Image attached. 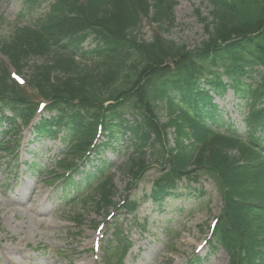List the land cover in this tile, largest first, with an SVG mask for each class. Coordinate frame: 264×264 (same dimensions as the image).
<instances>
[{
  "label": "trees",
  "instance_id": "obj_1",
  "mask_svg": "<svg viewBox=\"0 0 264 264\" xmlns=\"http://www.w3.org/2000/svg\"><path fill=\"white\" fill-rule=\"evenodd\" d=\"M206 1L209 17L195 11L206 39L193 50L163 37L174 23L172 0H59L44 19V33L16 29L0 46L18 73L29 72V90L49 99L48 109L58 113L41 120L37 133L51 136L53 126H78L77 140L58 163L61 171L75 167L74 159L88 149L100 120L110 141L128 129L138 141L123 166L131 178L128 187L153 166L159 170L153 190L157 196L178 179L196 181L199 173H208L222 187L224 203L216 240L240 257L232 264H255L264 248V153L253 137L264 130V0ZM150 20L158 30L145 41L141 26ZM88 31L98 44L89 54L99 57L89 66L62 52L67 46L81 52ZM64 40L67 45L60 46ZM31 58L41 61L28 67ZM5 69L0 65V99L23 107L25 123L34 106ZM227 88L250 100L244 117L247 138L217 130L226 125L213 97H222ZM91 196L97 207L111 204V178ZM123 207L132 212L135 203Z\"/></svg>",
  "mask_w": 264,
  "mask_h": 264
},
{
  "label": "rangeland",
  "instance_id": "obj_2",
  "mask_svg": "<svg viewBox=\"0 0 264 264\" xmlns=\"http://www.w3.org/2000/svg\"><path fill=\"white\" fill-rule=\"evenodd\" d=\"M22 1L0 0V39L9 36L16 22L31 24L53 0H46L31 15L20 18L19 14L24 9ZM175 2L173 26L163 33V37L192 50L206 39L204 24L195 11H199L200 17H209L210 9L205 0ZM154 28L155 25L148 21L143 22L141 37L149 41ZM89 41L84 47H91ZM33 62V59L29 60L27 66ZM217 101L222 116L228 114L235 123L234 128L243 131L240 124L243 108L239 101L230 92L221 99L217 98ZM5 129L6 125L0 123V132ZM61 136L38 143L33 142L30 129H21L18 135L20 159L14 167L20 175L15 176L13 171L9 173L3 160H0V264H103L102 249L108 240L114 238L111 227L115 224L122 226L132 244L125 264H165L171 261L172 264H190L196 247L206 236L209 220L218 214L220 208L219 193L206 176L199 181L204 190L203 197L167 199L165 205L159 208L147 198L159 171L154 167L147 170L138 187L130 194L132 200L139 202L136 213L118 214L116 220L106 221L105 237L100 242V251L95 254L92 251L95 229L105 220L106 210L98 211L93 204H67L60 199L62 189L45 190L39 184V170L52 167L51 164L61 155ZM167 138L172 144L170 136ZM128 145V142L112 144L118 152L106 149L102 155L103 160L111 161L118 167L111 170L117 200L123 195L128 182L127 174L121 170L122 154L127 151ZM31 164L35 166L32 170L27 167ZM76 217L81 223L76 222ZM171 243L174 245L171 246ZM208 252L209 249H204L199 253L200 264H228V256L222 250L210 255Z\"/></svg>",
  "mask_w": 264,
  "mask_h": 264
}]
</instances>
